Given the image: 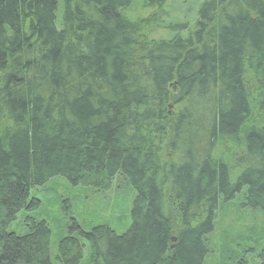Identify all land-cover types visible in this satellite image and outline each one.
<instances>
[{
  "label": "trees",
  "instance_id": "trees-1",
  "mask_svg": "<svg viewBox=\"0 0 264 264\" xmlns=\"http://www.w3.org/2000/svg\"><path fill=\"white\" fill-rule=\"evenodd\" d=\"M133 1L0 0V264H205L220 203L246 189L264 211V124L250 125L256 102L264 116V0H198L180 17L160 0L173 25L157 39ZM226 144L242 150L237 177ZM118 177L133 195L123 233L72 223L53 255L46 220L10 231L37 209L32 190L63 178L107 193Z\"/></svg>",
  "mask_w": 264,
  "mask_h": 264
},
{
  "label": "rangeland",
  "instance_id": "rangeland-1",
  "mask_svg": "<svg viewBox=\"0 0 264 264\" xmlns=\"http://www.w3.org/2000/svg\"><path fill=\"white\" fill-rule=\"evenodd\" d=\"M198 0H168L169 5L175 6L172 10L173 16H186L188 11L196 7ZM160 0H134L132 7V16L141 21L149 20L143 23L149 31V37L157 39L164 34L170 22L161 15V9L158 7ZM183 23V18H180ZM250 77L256 79L258 75L255 71L248 73ZM254 83V82H253ZM251 96L259 100L256 89L250 86ZM256 104H253L254 122L250 125L260 127L264 124V116L258 112ZM248 124L247 127H250ZM224 157L232 166V174L237 177L241 171L242 165L240 157L241 148L232 144H226L222 153L218 154ZM164 163L176 159V155L170 151H164ZM167 206L172 212L174 219L178 220L177 205L172 201L173 196L171 188L167 189ZM244 189L237 194L233 202L229 204L220 203L215 217V230L208 236L209 254L205 259V264H259L258 253L264 246V211L260 209H251L245 207ZM31 202L35 203L34 211H25L18 216L10 231L16 233H25L24 219L28 216L36 220H46L50 225L52 237V252L55 255L56 244L64 236L68 235L66 230L70 224H78L84 231L88 228L102 223H109L118 233H123L129 226V210L133 200L126 183L121 177L115 179L112 189L107 193H96L92 189L72 187L63 178H56L46 184L43 188L31 191ZM63 202V204H62ZM64 202L67 203V209L64 210ZM68 214V218L67 215ZM27 215V216H26ZM71 219V220H70ZM69 226V227H70ZM88 253H85L83 264H89Z\"/></svg>",
  "mask_w": 264,
  "mask_h": 264
}]
</instances>
